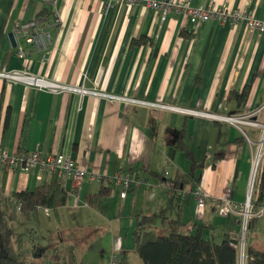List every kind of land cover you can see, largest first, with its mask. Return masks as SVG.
Instances as JSON below:
<instances>
[{
  "label": "crops",
  "instance_id": "0c3cea01",
  "mask_svg": "<svg viewBox=\"0 0 264 264\" xmlns=\"http://www.w3.org/2000/svg\"><path fill=\"white\" fill-rule=\"evenodd\" d=\"M190 1L242 9L264 19V0ZM107 4V0H0V70H26L86 90L177 109L77 92L52 93L0 78V149L37 150L43 157L62 153L89 173L144 181L121 197L119 186L60 177L68 198L55 215L40 207L21 215L14 202L9 206L15 237L27 241L21 225L30 219L45 223L43 215L47 230L65 229L67 236L71 229L86 227L76 241L78 249L63 235L59 240L63 249L71 247L78 264H108L112 255L139 264L133 249L136 215L159 213L150 225L157 234L181 232L180 228L194 233L193 227L202 225L203 237L220 241L227 235L234 241L237 264L243 242L246 264L249 249L264 251V217H255L244 232L239 213L219 214L212 198L229 188L231 200L244 203L252 149L233 125L179 109L226 115L259 109L264 104V31H250L243 20H210L194 28L181 15L163 17L141 4ZM34 19L41 21L50 41L40 50L26 47L27 57L21 59L9 35L17 24ZM256 116L264 121V111ZM183 128L182 140L193 161L201 165L195 172L200 175L196 186L210 193L203 207L189 194L195 186L183 188L188 194L176 203L163 186L164 177L158 176L164 170L167 178H173L176 172L192 169L184 151L171 146ZM243 130L257 142L259 129L246 126ZM52 178L57 180L35 168L21 172L0 163V197L10 200L13 193L32 191ZM101 185L110 187V194L89 203ZM116 193L123 203L112 209L106 200ZM262 200L264 157L254 182L253 206ZM96 228L101 231L98 238Z\"/></svg>",
  "mask_w": 264,
  "mask_h": 264
},
{
  "label": "built area",
  "instance_id": "2783aa9c",
  "mask_svg": "<svg viewBox=\"0 0 264 264\" xmlns=\"http://www.w3.org/2000/svg\"><path fill=\"white\" fill-rule=\"evenodd\" d=\"M43 3H50L51 0H41ZM102 1V0H101ZM107 6H120L121 4L127 5H137L141 4L149 9L160 11L161 15L165 17L168 14L181 15L188 20V22L195 28L202 23L210 20L218 21L219 23H235L237 21L243 20L247 28L250 31H264V19H256L248 11L242 9H232L228 6L222 5L218 6L215 3H209L206 6L194 5L190 0H107ZM13 33L16 41V55L24 59L27 57L26 47L33 49L45 48L50 37L48 33L45 32L41 25L39 19H34L31 21L19 23L15 26ZM0 78L4 79L9 83H22L26 86L36 88L38 90H47L52 93L61 92H77L80 94H91L100 97H106L110 100H119L126 103L142 104L147 105L151 108H171L169 105L146 102L138 99L127 98L122 96H116L103 91L98 90H86L83 87L67 85L64 83L57 82L53 79H48L46 77H41L33 75V73L26 70H0ZM264 109V104L260 109L250 113H241L237 115H226L211 113L209 111H196L190 109H179L188 115H200L210 118L214 121L225 122L236 127L241 134L246 137L251 149H252V161H251V171L248 182V189L246 194V199L242 205L236 204L230 198V189H225L223 195L219 198H212V201L218 207L219 214H226L229 212L239 213L241 216V228L245 232L248 225L253 217H264V200L260 201L256 209L253 210L252 194L255 178L257 176L259 166L264 157V121H259L256 114ZM253 127L260 130V135L257 142L251 141L245 131L244 127ZM16 152V153H14ZM8 152L6 150L0 149V163L6 165L9 169H18L21 172H27L30 169H37L40 173H49L56 177L57 179L64 176H71L74 179H93L99 183L109 185V186H119L121 191L119 195L124 197L126 192L134 186L135 183L142 184L144 181L142 178H137L132 180L128 175H114V176H100L93 173L87 172V170L81 168L77 161L71 156L64 155L62 153L49 154L43 157L37 150L35 152L31 151H14ZM165 175L167 173L165 172ZM40 178V175H38ZM163 186L168 190L170 195L172 192L168 189V186L163 183ZM188 191H177L176 195L180 199H184ZM189 194L194 196L197 200L199 207L205 205V201L210 196L209 191L202 189L200 187H195L189 191ZM240 262L239 264H244V244L241 242L240 246ZM108 264H119V259L112 255L110 262Z\"/></svg>",
  "mask_w": 264,
  "mask_h": 264
},
{
  "label": "trees",
  "instance_id": "16d2710c",
  "mask_svg": "<svg viewBox=\"0 0 264 264\" xmlns=\"http://www.w3.org/2000/svg\"><path fill=\"white\" fill-rule=\"evenodd\" d=\"M245 91L246 89L243 92V98ZM184 131L183 128L177 142L171 146L184 151L193 166L192 169L187 173L176 172L173 178H167L164 170L158 174L160 178L164 177L162 183L168 186L173 194L172 200L176 203L180 200V197L176 195L177 191L183 190L188 185L191 186L190 188L197 187L196 183L200 181V175L195 172L201 165L193 161L191 153L183 142L181 134ZM173 153L174 151L169 153L170 157ZM110 191V187L101 185L98 195L90 196L88 202H92V199L99 200V197L109 195ZM10 198L12 199L0 197V264H29L28 258L20 255L24 242L15 237L10 223L13 215L7 209L14 202L21 215L33 212L39 207L49 209L55 215L56 210L65 205L68 194L61 182L52 178L32 191L22 190L13 193ZM258 204L257 201L254 202L253 210ZM158 216L159 213L150 216L136 215L133 249L141 259V264H237L238 252L235 243L227 235H223L220 241H217L214 236L205 238L202 236V225L194 226L193 228H196L194 233L171 230L168 234H157L150 225L156 221ZM55 252L54 257H58L56 264H60V257L57 254L59 251L55 249ZM62 264H78L71 247L64 249ZM119 264L128 263L122 261L120 257ZM246 264H264V251L249 249Z\"/></svg>",
  "mask_w": 264,
  "mask_h": 264
},
{
  "label": "rangeland",
  "instance_id": "374dc122",
  "mask_svg": "<svg viewBox=\"0 0 264 264\" xmlns=\"http://www.w3.org/2000/svg\"><path fill=\"white\" fill-rule=\"evenodd\" d=\"M15 43H16V41H15ZM33 75H35V74H33ZM131 104H133V103H131ZM262 111H264V109L259 111L258 113H260ZM251 112H254V111H251ZM242 113H250V112H242ZM237 114H241V113H237ZM237 114H235V115H237ZM241 135L244 136V134H241ZM31 152H35V150L31 151ZM14 153H16V152H14ZM116 194L117 195L108 197L106 200L107 202L112 204V209L114 206L117 207L118 205L123 203L119 199L118 193H116ZM246 194H247V192H246ZM245 199H246V197H245ZM17 214L18 213L14 211V215H17ZM112 215H113V213H110V217H112ZM41 217L44 219L45 223H41L39 225L33 219H30L29 222H25L24 224L21 225L19 230H21L23 232V234L26 235L27 241H23L24 242L23 243V249H22L20 255L22 257L28 258L29 264H56V262H57L56 260L58 259V257L57 258L54 257V254L56 252H54L53 247L57 246L59 249V252L57 254L60 257L59 263L62 264L63 258H64V249H63V247L59 246V240H61V235H63V238H66V240H68V243L73 244L72 247H77V249H78L80 247V245L76 241L80 240L79 235H82V233L86 232V227H83L84 229H78V230L76 228L71 229V231H70V232H72L71 235L67 236L68 232L65 229H59V230L57 229V231H56V230H54V228H51V229L47 230V218L43 217V215ZM19 219H20V215H19ZM38 229H39V232H38ZM180 230L183 233H190L191 232L188 229L180 228ZM164 231L165 230H162L160 232V234H164L163 233ZM100 233H101V231H99V229L96 228L95 229L96 238H98V235ZM13 244L15 245L14 241H13ZM79 251H80V249H79ZM133 254L137 257L135 252ZM136 259L139 262V264H141V260L138 257Z\"/></svg>",
  "mask_w": 264,
  "mask_h": 264
},
{
  "label": "water",
  "instance_id": "95a60500",
  "mask_svg": "<svg viewBox=\"0 0 264 264\" xmlns=\"http://www.w3.org/2000/svg\"><path fill=\"white\" fill-rule=\"evenodd\" d=\"M9 38H10V42H11V44H12L13 46H15L16 43H15V38H14V36H13V33L10 32Z\"/></svg>",
  "mask_w": 264,
  "mask_h": 264
}]
</instances>
